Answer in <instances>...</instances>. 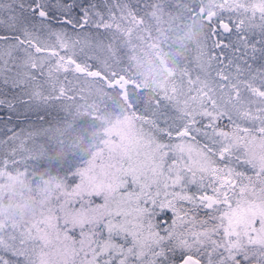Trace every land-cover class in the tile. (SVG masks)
I'll use <instances>...</instances> for the list:
<instances>
[{"label": "snow or ice", "instance_id": "1", "mask_svg": "<svg viewBox=\"0 0 264 264\" xmlns=\"http://www.w3.org/2000/svg\"><path fill=\"white\" fill-rule=\"evenodd\" d=\"M0 264H264V0H0Z\"/></svg>", "mask_w": 264, "mask_h": 264}, {"label": "rangeland", "instance_id": "2", "mask_svg": "<svg viewBox=\"0 0 264 264\" xmlns=\"http://www.w3.org/2000/svg\"><path fill=\"white\" fill-rule=\"evenodd\" d=\"M181 23L179 17H176V24L179 26ZM203 33L204 29L198 22L188 21L186 27H183L173 39L171 50L166 48L161 52L158 49H151L144 52L135 67L142 73L145 87H166L173 74L174 65H178L183 61L189 48L202 38ZM112 131L123 136L130 144L132 143L133 126L131 123L126 122L123 126H118ZM193 154H195L194 150ZM26 185V181L21 182L19 177L13 176L10 178V184L4 190L6 198L13 201H23L27 196Z\"/></svg>", "mask_w": 264, "mask_h": 264}, {"label": "trees", "instance_id": "3", "mask_svg": "<svg viewBox=\"0 0 264 264\" xmlns=\"http://www.w3.org/2000/svg\"><path fill=\"white\" fill-rule=\"evenodd\" d=\"M146 87H147V86H146ZM25 188L27 189V185L25 186ZM26 195H27V194H26ZM26 195H25V196H26Z\"/></svg>", "mask_w": 264, "mask_h": 264}]
</instances>
